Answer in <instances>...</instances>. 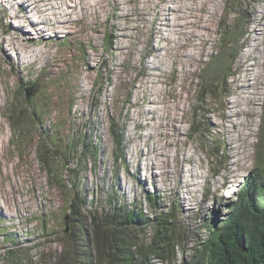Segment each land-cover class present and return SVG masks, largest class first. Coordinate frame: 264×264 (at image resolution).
Instances as JSON below:
<instances>
[{
  "label": "rangeland",
  "instance_id": "374dc122",
  "mask_svg": "<svg viewBox=\"0 0 264 264\" xmlns=\"http://www.w3.org/2000/svg\"><path fill=\"white\" fill-rule=\"evenodd\" d=\"M85 2L84 13L71 15L72 32L45 33L42 43L29 49L16 41L3 53L6 32L19 25L13 12L20 13L25 30H34L30 38L37 36L38 24L37 16L30 20L22 11L21 0H0V264H100L101 242L92 217L114 207L141 211L149 219L174 213L176 258L152 257L150 264H179L206 236L209 217L222 215L235 201L264 148V44L259 59L251 52L261 70L259 101L254 113L246 115L250 124L242 135L231 131L233 125L222 110L225 100L241 101L236 79L243 78L242 63L252 60L241 42L249 19L263 14L264 0H239V13L230 11L234 0H179L180 11L174 15L158 13L157 6L173 0ZM237 14L246 16L243 34L227 61L225 92L205 100L212 124L203 150L199 136H191L188 129L193 107L200 105L201 71L208 70L216 51L223 49L219 24L230 28L241 23ZM45 42L48 50H34ZM27 82L38 92L27 95L19 109L21 118L10 120L9 102L16 87ZM35 105L38 110L32 112ZM110 118L124 126L123 160H115ZM34 121L38 125L33 126ZM55 122L60 124L59 143L85 134L97 148L96 161L84 164L80 198L67 230L64 216L71 217V200L51 184L37 156L38 135ZM13 126L20 129V138L11 142ZM229 134L236 139L232 145ZM212 138L219 139L217 156L206 153ZM159 151V166L154 167ZM49 160L55 171L64 172L59 155ZM147 193L155 197V206ZM125 226L122 237H135L139 243L147 242L153 232L145 221ZM48 244L55 252L47 251ZM75 251L78 260L73 262Z\"/></svg>",
  "mask_w": 264,
  "mask_h": 264
},
{
  "label": "trees",
  "instance_id": "16d2710c",
  "mask_svg": "<svg viewBox=\"0 0 264 264\" xmlns=\"http://www.w3.org/2000/svg\"><path fill=\"white\" fill-rule=\"evenodd\" d=\"M234 1L230 11L239 13L237 8L241 2L239 0ZM236 18L241 23L234 22L230 28H226L224 24H219L218 34L222 48L225 50H217L214 64L209 65L208 70L201 71V84L197 98L200 105L193 107L194 116L189 122L188 129L191 136L194 134L199 136L203 150L206 148L205 143L209 142L208 139H205V134L212 124L205 114V100L208 97H215L217 92H225L224 81L229 74L227 61L235 54L243 34L242 28L246 16L237 14ZM25 90L27 94H24ZM35 92L38 91L35 85L30 82L16 87L14 99L8 105L10 120L14 117L16 119L21 118L20 107L26 104L27 95ZM36 109L38 110V105L33 106L32 112ZM197 110L199 111L198 114ZM34 125H38V122L34 121ZM59 126V123L51 125L45 134L38 135L37 156L46 169L51 184L57 186L65 197L71 200L70 220V218L74 219L75 217L73 208L80 198L79 189L82 186L84 164L89 159L92 162L96 161L97 148L91 137L85 134H74L66 142L59 143V135L56 132ZM109 129L114 144L115 160L119 158L123 160L124 126L110 118ZM260 133V141L263 143L264 116ZM19 138L20 129L13 126L11 142ZM210 142L212 145L207 146L210 149L206 153L217 156L220 151L219 139L212 138ZM54 154L60 157L64 169L62 173H58L52 168L49 158ZM256 165L237 193L235 201L222 215L209 217L206 224V236L199 240L198 246L194 247L190 257L182 256L180 258L179 264H264V148H261L256 156ZM146 198L152 206H155L156 199L152 194L147 193ZM144 221L153 228L152 235L147 242L139 243L132 236H130V240L122 237L121 233L124 234L125 225H137ZM174 222V213H159L153 219H149L141 211L128 210L124 207H114L111 212L104 216L92 217V224L96 227V238L101 242L97 246V249L102 248L99 255L100 264H150L152 257L160 261L167 258L172 259V257L176 258L175 247L179 235H176ZM77 257L78 254L75 251L71 261L76 262Z\"/></svg>",
  "mask_w": 264,
  "mask_h": 264
},
{
  "label": "bare ground",
  "instance_id": "6f19581e",
  "mask_svg": "<svg viewBox=\"0 0 264 264\" xmlns=\"http://www.w3.org/2000/svg\"><path fill=\"white\" fill-rule=\"evenodd\" d=\"M178 2L179 0H173L172 4L165 3L163 6H159V4H157L158 13L173 14L180 11V7L177 6ZM85 4H86L85 0H21L22 11L26 13L27 18L28 19L30 18L31 20V16L33 15L37 16V19H35L37 21L36 24H38L35 27V33L37 34V36L30 38V33H31L30 31H34V30H32L31 28H27L25 30V28H23L24 23L20 19V13L18 11L13 12L12 17L18 20L19 25L17 29L6 32L8 40L4 38V41H7V44L1 47V51L3 53H6L7 49L13 48L15 46L16 41L21 42L20 44L23 49L34 48V46L42 43L41 35L45 33L50 34L51 32L63 31V30L72 32L73 30L71 25L72 23L71 15L72 13H84V9L86 7ZM258 11L260 10H257V12ZM263 11L264 10H262V12ZM49 13H52V15H48ZM263 14L257 17L253 16L252 18L249 19L248 24L246 25V38L241 42L242 45H246L248 48H250V49L247 48V54L248 57L252 59L249 62L245 60L242 63V66H244V74L242 75L243 78L242 80L240 78L236 79L237 82H236L235 90L238 91L237 92L238 94H243L241 96V101L238 102V104H234L238 100L236 98L237 100L236 99L232 101L225 100L222 103L223 113L226 114V119L228 118V121L231 122L233 125L231 131L238 133V136L243 134L242 132L243 127L249 126L250 122L245 117L248 114L251 115L254 113L255 107L259 101L257 84L259 81V76H261V70L259 69L258 60L254 61L255 55L253 56L252 53H257L256 59H259L261 57L260 46L264 44ZM31 25H33V22H31ZM56 34L57 32L55 33V36ZM46 45L47 42H45L44 46L35 48L34 50H36L39 53L42 50H44L43 48H46V50H48L49 48H47ZM190 56H192V54ZM236 106H238V109L234 110L233 108ZM232 135L229 134V138H228L229 141L228 143L231 145L236 140ZM161 151L157 152L155 156L156 160L152 162V165L154 167L159 166L160 159L158 154H161L162 153ZM19 201L17 203H19ZM55 250L56 247L54 245L48 244L47 251L55 252Z\"/></svg>",
  "mask_w": 264,
  "mask_h": 264
},
{
  "label": "water",
  "instance_id": "95a60500",
  "mask_svg": "<svg viewBox=\"0 0 264 264\" xmlns=\"http://www.w3.org/2000/svg\"><path fill=\"white\" fill-rule=\"evenodd\" d=\"M68 219H69V215L66 213L65 216H64V223H65V226H66V230H67Z\"/></svg>",
  "mask_w": 264,
  "mask_h": 264
}]
</instances>
